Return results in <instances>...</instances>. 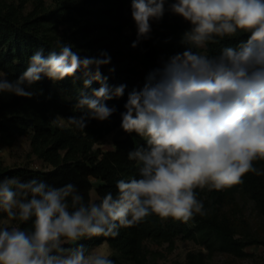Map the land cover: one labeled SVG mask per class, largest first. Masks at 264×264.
<instances>
[{
	"label": "clouds",
	"instance_id": "clouds-1",
	"mask_svg": "<svg viewBox=\"0 0 264 264\" xmlns=\"http://www.w3.org/2000/svg\"><path fill=\"white\" fill-rule=\"evenodd\" d=\"M166 12L189 25L180 41L186 47L161 58L143 86L128 92L120 113L122 130L145 141L127 153L138 176L117 180L115 196L109 191L87 202L73 183L0 179V264H115L106 247L89 250L80 241L115 238L153 214L186 223L207 215L197 189L222 191L248 173L264 175L255 166L264 161V0H131L133 48ZM225 38L237 43L216 55L197 51ZM57 49L36 51L15 81L0 73V93L32 99L43 94L33 84L71 77L83 85L80 114L57 115L52 123L85 129L90 120H109L117 108L106 102L127 87H110L102 74L110 55L82 56L66 42ZM93 82L100 86L89 94ZM29 221L30 229L20 226Z\"/></svg>",
	"mask_w": 264,
	"mask_h": 264
},
{
	"label": "trees",
	"instance_id": "trees-1",
	"mask_svg": "<svg viewBox=\"0 0 264 264\" xmlns=\"http://www.w3.org/2000/svg\"><path fill=\"white\" fill-rule=\"evenodd\" d=\"M30 1L0 0V73L9 81H15L25 71L36 51L43 49L46 55L58 50V43L66 42L74 50H80L82 56H98L106 51L111 62L102 67V74L108 77L110 87L121 84L127 87L122 98L106 102L110 107L115 106L117 112L104 122L88 121L85 129L67 125L66 120L63 127L52 123L57 115L67 118L80 114L75 104L83 85L71 77L60 82L45 78L33 84L31 89H42L43 94L32 99L0 93V144L11 147L19 136H29L33 153L53 167L44 171L0 164V179L37 178L57 187L73 183L85 202L92 199L94 189L100 198L109 191L115 196L117 180L138 176L136 163L127 158L128 151L145 144L138 135L126 133L120 127V113L125 110L127 94L143 86L148 73L160 66L161 58L185 49L186 45L180 41L189 25L181 17L166 12L161 21L152 22L151 37L133 48L137 28L131 16V0H49V4L46 0H34L33 10L26 12ZM236 43V39L225 38L197 51L216 55L222 47ZM113 67L115 71L110 73L108 69ZM99 86L93 82L85 91L91 94ZM118 130H122V135L115 141L113 150L95 151L96 144ZM255 166L264 171V161L255 162ZM196 191L204 202L205 216L196 215L185 223L153 214L135 226L121 228L115 238L94 237L80 242L89 250L107 243L115 252L110 257L115 264H149L146 242L173 244L179 236L212 249L220 245L223 250L239 255L249 245L264 244L257 239L236 238L232 221L222 212L243 191L255 201L264 217V175L248 173L242 184L222 191ZM3 218L0 214V221ZM20 226L30 229L31 221ZM188 264L208 262L201 253L189 254Z\"/></svg>",
	"mask_w": 264,
	"mask_h": 264
},
{
	"label": "rangeland",
	"instance_id": "rangeland-1",
	"mask_svg": "<svg viewBox=\"0 0 264 264\" xmlns=\"http://www.w3.org/2000/svg\"><path fill=\"white\" fill-rule=\"evenodd\" d=\"M33 1L27 4L26 12L33 10ZM46 2L50 3L49 0ZM201 52L206 54L203 50ZM121 135L122 130L110 134L95 145V151L113 150L115 141L121 138ZM138 138L143 140L139 136ZM0 164L11 168L28 167L44 171L53 170V167L33 153L32 141L29 136H19L11 147L0 144ZM95 184L98 183L95 182ZM91 197L93 200L98 198L95 189L92 191ZM222 212L232 221L236 238L264 241V217L255 201L247 193L240 191L234 201L222 208ZM165 220H169V218ZM102 246L111 251L110 257L115 255L114 250L107 243ZM146 250L149 264H188L189 254L200 253L208 264H264V244L260 243L245 247L244 254L239 255L223 250L220 245L212 249L199 241L179 236L173 244L148 241L146 242Z\"/></svg>",
	"mask_w": 264,
	"mask_h": 264
}]
</instances>
